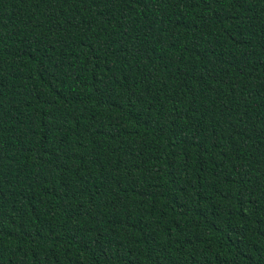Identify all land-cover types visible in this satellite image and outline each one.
<instances>
[{
    "label": "trees",
    "instance_id": "16d2710c",
    "mask_svg": "<svg viewBox=\"0 0 264 264\" xmlns=\"http://www.w3.org/2000/svg\"><path fill=\"white\" fill-rule=\"evenodd\" d=\"M0 264H264V0H0Z\"/></svg>",
    "mask_w": 264,
    "mask_h": 264
}]
</instances>
